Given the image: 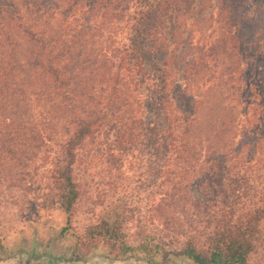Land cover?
Masks as SVG:
<instances>
[{"label": "trees", "instance_id": "obj_1", "mask_svg": "<svg viewBox=\"0 0 264 264\" xmlns=\"http://www.w3.org/2000/svg\"><path fill=\"white\" fill-rule=\"evenodd\" d=\"M163 12L189 15L177 59L181 92L191 97L188 116L165 104V156L202 158L196 172L204 195L219 186L232 196L249 188L240 170L264 180V0H0V190L30 191L43 173L65 214L63 229L71 223L73 165L82 153L103 134L110 150L128 151L140 134L143 86L151 81L142 45L163 35ZM200 131L203 145L194 142ZM121 194L75 236L76 245L149 261L158 245L148 231L134 245L126 242L133 197ZM166 198L173 210L177 203ZM239 208L221 220L207 247L185 240L183 256L192 264H249L264 198Z\"/></svg>", "mask_w": 264, "mask_h": 264}, {"label": "rangeland", "instance_id": "obj_2", "mask_svg": "<svg viewBox=\"0 0 264 264\" xmlns=\"http://www.w3.org/2000/svg\"><path fill=\"white\" fill-rule=\"evenodd\" d=\"M190 1L194 5V0ZM185 17L174 19L173 14L167 12L165 16L163 12L160 17L163 35L156 34L142 45L143 69L151 81L148 80L147 87L143 86V126L130 150H110L111 137L103 134L73 165L78 192L76 212L65 229V214L54 202V191L43 173L34 176V189L30 191L0 190V264L10 262L17 255L31 256L34 261L48 259L72 263L96 258L108 264L131 261L192 264L181 253L185 240H192L199 249L207 247L209 236L221 220L226 221L230 212L235 214L239 207L257 205L264 198V180L247 170L237 173L250 181L249 188L240 187L232 196L230 188L219 186L204 195L199 189L196 172L202 158L175 161L173 154L165 156V104L172 103L181 117L190 115L191 97L181 92L182 63L177 59L183 51L180 39L185 36L184 25L189 23V15ZM198 74L196 80L201 82L208 71ZM200 135L202 137H196L194 142L201 141L203 145V131ZM219 176L225 177L220 173ZM122 192L131 193L133 197L132 212L123 229L125 240L134 245L141 231L151 233L158 248L150 254L149 261L139 254L112 259L101 251L85 253L76 245L75 236L81 235L85 226L95 220L101 207L121 197ZM169 196L177 203L173 210L165 208V198ZM259 227L253 249L248 254L249 264H264V219Z\"/></svg>", "mask_w": 264, "mask_h": 264}, {"label": "water", "instance_id": "obj_3", "mask_svg": "<svg viewBox=\"0 0 264 264\" xmlns=\"http://www.w3.org/2000/svg\"><path fill=\"white\" fill-rule=\"evenodd\" d=\"M5 264H108L105 261H100L99 259L93 258L84 263H72V262H60V261H52L48 259H42L39 261H34L33 257L31 256H23L17 255L13 260ZM125 264H146L142 261H131ZM170 264H184L182 262H174Z\"/></svg>", "mask_w": 264, "mask_h": 264}]
</instances>
